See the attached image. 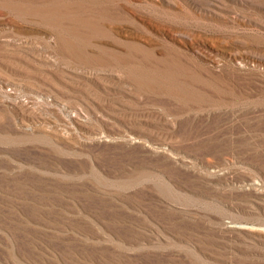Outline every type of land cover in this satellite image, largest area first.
Masks as SVG:
<instances>
[{"label":"rangeland","instance_id":"obj_1","mask_svg":"<svg viewBox=\"0 0 264 264\" xmlns=\"http://www.w3.org/2000/svg\"><path fill=\"white\" fill-rule=\"evenodd\" d=\"M0 11V85L33 97L30 111L0 101V264L237 260L222 224L251 210L264 171V0ZM48 29L63 35L59 68L26 47ZM39 91L58 103L44 111Z\"/></svg>","mask_w":264,"mask_h":264},{"label":"bare ground","instance_id":"obj_2","mask_svg":"<svg viewBox=\"0 0 264 264\" xmlns=\"http://www.w3.org/2000/svg\"><path fill=\"white\" fill-rule=\"evenodd\" d=\"M29 13L30 12L23 10L17 15L19 17H23ZM0 15H3L2 11H0ZM3 21L9 22L10 18H3ZM15 26H17V28L23 27L19 22L15 23ZM38 33H42L40 45L37 46L34 43L26 47L34 49L36 51L35 53H37L38 50V55L52 54L57 56L55 61L53 60L52 63L50 62L51 64H49V62L46 63H48V66L53 65L55 68H59L60 59L67 53L65 43L63 42V35L59 34L55 29H48L44 30V32ZM16 40L17 39L15 38V42ZM21 44L15 43V48L18 49ZM230 61L235 63V58H231ZM46 63L44 62V64ZM216 65H218L217 62ZM2 84L0 85V101L4 107L14 111L31 110L30 105H33V97L25 95L24 98H20V94L15 93V86L17 83L14 81L6 79L2 82ZM7 85L13 86L11 89L14 90L5 89ZM37 95L40 96V98L34 102V104L43 106L45 108L44 111H48L47 106L45 107L44 104L48 105L58 103L54 95H50V99L49 95L47 96V93L45 92L39 91ZM79 115V110H74L73 113L68 114L69 118L72 120ZM126 140L129 143L136 141L133 137H127ZM214 175L217 178H221V176L217 173H214ZM249 189L252 190L253 196L256 198V201L251 206V210H243L242 213L246 216L240 220L222 224L223 231L228 235H234V237H236V241L238 242L237 248L239 257L237 260H234V258L228 256L226 258V264H264V171L257 175L256 180H251Z\"/></svg>","mask_w":264,"mask_h":264}]
</instances>
